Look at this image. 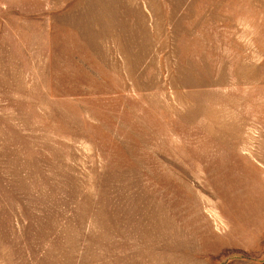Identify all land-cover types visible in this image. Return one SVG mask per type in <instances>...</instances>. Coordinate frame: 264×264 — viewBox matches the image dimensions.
<instances>
[{"label":"rangeland","instance_id":"374dc122","mask_svg":"<svg viewBox=\"0 0 264 264\" xmlns=\"http://www.w3.org/2000/svg\"><path fill=\"white\" fill-rule=\"evenodd\" d=\"M0 264H264V0H0Z\"/></svg>","mask_w":264,"mask_h":264}]
</instances>
